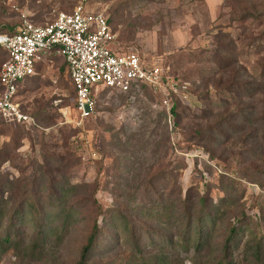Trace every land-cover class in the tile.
<instances>
[{"label": "rangeland", "instance_id": "374dc122", "mask_svg": "<svg viewBox=\"0 0 264 264\" xmlns=\"http://www.w3.org/2000/svg\"><path fill=\"white\" fill-rule=\"evenodd\" d=\"M77 2L0 0V31L24 19L50 22ZM85 6L106 15L121 46L169 65L188 82L190 95L174 99L170 126L161 95L151 88L100 87L94 111L77 125L64 60L46 55L18 88L37 125L0 122L2 232L13 216V247L0 246V264H78L94 221L100 231L86 264H264L249 254L264 236V0H209L208 6L205 0H86ZM5 56L0 47V64ZM199 196L207 209L219 206L197 249L194 234L185 246L187 220L178 219L177 205L185 198L193 210ZM43 215L51 232L39 231ZM238 221L243 228L223 250Z\"/></svg>", "mask_w": 264, "mask_h": 264}, {"label": "built area", "instance_id": "2783aa9c", "mask_svg": "<svg viewBox=\"0 0 264 264\" xmlns=\"http://www.w3.org/2000/svg\"><path fill=\"white\" fill-rule=\"evenodd\" d=\"M85 3L78 0L70 11L58 12L50 22L38 24L24 19L14 32H0V47L6 53L0 64V117L25 127L37 125L21 106L19 84L36 74L46 55L56 53L65 61L74 89L77 125L94 111L96 89L129 92L147 86L161 95L171 126L174 99H188V82L169 65L146 58L137 47L121 46L106 15L87 9Z\"/></svg>", "mask_w": 264, "mask_h": 264}, {"label": "trees", "instance_id": "16d2710c", "mask_svg": "<svg viewBox=\"0 0 264 264\" xmlns=\"http://www.w3.org/2000/svg\"><path fill=\"white\" fill-rule=\"evenodd\" d=\"M109 23H110V21H109ZM15 30H16V28H13L10 31H8L7 33H12ZM226 60L231 61L229 59H226ZM64 63H65V61H64ZM229 63L230 62H228V64L225 67L230 66ZM175 109L176 108H174L173 113L177 114V111ZM227 116H229V114ZM226 119H227V117H226ZM2 121H3V119L0 117V122H2ZM66 190H67V188L61 189L62 192H67ZM198 199H199V205L197 208H195L193 210L191 208H188V206L184 205L185 198L182 201H178V203L180 205H177V211H178L179 216H180V218H178V219H182V220L186 219L187 220L186 222H184V224H181V225H184V230H185L184 233H186V236L184 237L185 246L188 245V242L191 239V235L194 234L192 237L196 240L195 244L198 247L197 249H200L202 242L204 241V239L209 234L205 230L206 219H210V220L212 219L211 217L214 214L212 209L213 208L217 209L219 205L211 204V207H209L207 209L206 208L207 203H205V199H206L205 196H199ZM224 201H225L224 198L220 199L221 203ZM172 205L173 204H171V206ZM62 206H63V208H62L63 211H66L67 213H69L71 211V208H65L64 205H62ZM42 211H43V214H46L47 210H46V208H42ZM17 215H18V218L22 217L24 215V210L17 213ZM42 218L43 219L39 221V231H41L42 233L51 232L55 227H53V225L50 223V221L47 220L46 215H43ZM245 219L246 218L243 214L240 218V221L242 222ZM67 221H68V219L66 216V218H65L66 224L68 223ZM240 221H238L237 226H232L229 229V235L227 236L226 242L223 245V250L228 251L230 248H232V243L234 242V237H235L234 233H236L237 230H239L238 226H241L242 228L244 226L243 223H239ZM99 228H100V226H99L98 222L94 221L92 226H91V230H90V233L88 235L87 241H86L85 245L82 247L80 261L78 262V264H86V259L89 255L91 249L94 247L96 240L98 238V232L100 231ZM37 234H39V232H37ZM169 240H170V242H172V238H169ZM32 243H33L32 247L29 248L27 251V253L29 255H34L35 250H36V248L34 246L36 243L35 240H33ZM0 246H2V251H7L9 248L13 247V216H12V219L9 220L7 226L5 227L4 232H2L0 230ZM249 250H250L249 254H252V256H254L256 259H258V261L263 263L264 262V236H259L258 238H256L253 246H251V248H249ZM156 262H157V260H156ZM156 262L152 263V264H158L159 263V262L158 263H156ZM140 264H150V262L148 263V261H146V262L142 261V263H140ZM217 264H221V261L218 262Z\"/></svg>", "mask_w": 264, "mask_h": 264}, {"label": "crops", "instance_id": "0c3cea01", "mask_svg": "<svg viewBox=\"0 0 264 264\" xmlns=\"http://www.w3.org/2000/svg\"><path fill=\"white\" fill-rule=\"evenodd\" d=\"M208 1L209 0H205V4L208 6ZM33 76V75H32ZM32 76H29V77H27L25 80H23L22 82H20V84H19V86L23 83V82H25L26 80H28L30 77H32Z\"/></svg>", "mask_w": 264, "mask_h": 264}]
</instances>
